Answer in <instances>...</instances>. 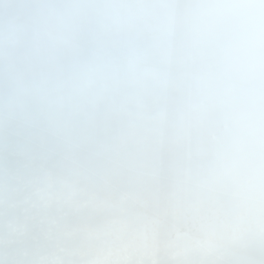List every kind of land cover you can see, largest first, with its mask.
Returning <instances> with one entry per match:
<instances>
[{
    "label": "clouds",
    "instance_id": "9594fccd",
    "mask_svg": "<svg viewBox=\"0 0 264 264\" xmlns=\"http://www.w3.org/2000/svg\"><path fill=\"white\" fill-rule=\"evenodd\" d=\"M0 264H264V0H0Z\"/></svg>",
    "mask_w": 264,
    "mask_h": 264
}]
</instances>
